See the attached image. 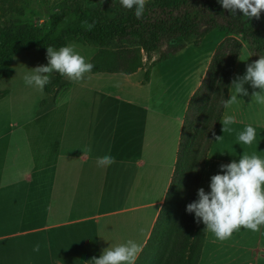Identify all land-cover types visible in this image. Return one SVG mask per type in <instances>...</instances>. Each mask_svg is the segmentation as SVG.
<instances>
[{
    "label": "crops",
    "instance_id": "1",
    "mask_svg": "<svg viewBox=\"0 0 264 264\" xmlns=\"http://www.w3.org/2000/svg\"><path fill=\"white\" fill-rule=\"evenodd\" d=\"M226 36L213 30L198 46L187 44L130 74L92 69L74 84L60 77L50 95L44 86L51 105L34 118L43 125L30 132L15 124L20 135L11 138L33 141L31 170H0V264H87L128 239L141 246L139 264L171 188L189 102ZM253 61L243 43L231 81ZM245 88L241 101L223 109L193 200L198 188L208 191L219 165L243 151L264 155V103L252 98L259 88ZM226 111L234 121L223 132ZM248 124L257 135L245 145L237 135ZM106 154L112 163L99 166L97 157ZM196 264H264V226L257 232L241 228L226 239L204 230Z\"/></svg>",
    "mask_w": 264,
    "mask_h": 264
},
{
    "label": "trees",
    "instance_id": "2",
    "mask_svg": "<svg viewBox=\"0 0 264 264\" xmlns=\"http://www.w3.org/2000/svg\"><path fill=\"white\" fill-rule=\"evenodd\" d=\"M85 22L93 24V27L87 29ZM213 30L224 31L227 36L217 47L201 86L189 102L174 177L155 227L158 231L162 218L169 217L171 213L168 199L182 189L181 182L184 180V187L191 190V202L193 201L243 43L247 44L254 61L264 55V15L246 22L239 18L238 13L236 16L230 15L217 0H184L177 4L145 6L140 19L135 17L132 10L125 8L115 15H108L90 7L68 6L52 17L49 28L44 33L32 31L28 35L11 34L0 38V78H10L13 75L12 59L20 52L34 49L46 51L47 46L59 48L70 42L103 47L113 41H131L134 46L151 51L164 44L177 42V46L165 57L152 61L155 64L171 57L188 43L198 46ZM142 66L141 62L137 63L124 74L133 73ZM98 70L100 69L93 68V71ZM145 78L148 79V74ZM59 80L57 79V84ZM7 94V91H0V98ZM194 169L197 171H193ZM190 222L192 228L202 224L195 221L193 214H190ZM166 226L168 227V222L164 223V228ZM155 230L151 241L156 235ZM204 230L205 226L202 224L196 252L189 251L194 255L192 264L197 262ZM188 246L195 248L192 243Z\"/></svg>",
    "mask_w": 264,
    "mask_h": 264
},
{
    "label": "rangeland",
    "instance_id": "3",
    "mask_svg": "<svg viewBox=\"0 0 264 264\" xmlns=\"http://www.w3.org/2000/svg\"><path fill=\"white\" fill-rule=\"evenodd\" d=\"M182 1L184 0H145V6L177 4ZM68 6L90 7L108 15H115L123 9L119 0H0V38L11 34L28 35L32 31L44 33L48 30L52 17ZM237 13L241 18V13L239 11ZM263 13L264 11L259 17L263 16ZM241 19L249 22L256 18ZM70 43L76 46L75 50L84 55L87 61L94 63L93 68L116 73H125L140 62L147 67L152 61L165 57L177 46V42H172L151 51H144L134 46L131 41H113L103 47ZM46 64V51L34 49L20 52L12 59L13 75L10 78H0V91L8 92L6 96L0 98V131L6 133L7 130H12L11 134H6L7 137L0 136L2 140L0 141L1 171L31 170V163L28 162L27 156L33 141L29 139L20 143L11 138L17 139L20 135V132H16L15 124H22L30 131L34 125L42 126L44 123L41 119L34 121V118L42 114L41 107L46 108L51 105L46 94L50 95L54 91L57 79H61L62 76L60 74L52 76L55 72L48 74L52 77L45 85V94L44 88L39 90L25 86L23 75L29 69ZM68 82L74 84L77 81L66 79L65 83ZM78 91H73V94H77ZM59 102L61 104L59 108L64 109L65 106L61 101ZM42 118H46V115ZM184 183L185 180L181 182L182 189L168 199V208L170 207L171 213L169 217L165 216L160 221L158 231L155 230L154 240L141 255L140 264H192L194 262L192 254L196 252L200 241L202 224L192 228L190 213L185 211L186 204L192 200V194L190 189H185ZM165 222H168V227L164 228ZM194 229L197 230L193 231ZM190 243L195 246L194 249L188 246ZM189 251L193 253L190 254Z\"/></svg>",
    "mask_w": 264,
    "mask_h": 264
},
{
    "label": "clouds",
    "instance_id": "4",
    "mask_svg": "<svg viewBox=\"0 0 264 264\" xmlns=\"http://www.w3.org/2000/svg\"><path fill=\"white\" fill-rule=\"evenodd\" d=\"M121 7L132 10L137 19L142 18L145 10V0H119ZM220 6L230 15L241 18H259L264 11V0H217ZM86 23V22H85ZM87 29L93 24L86 23ZM74 44H66L59 48L46 47V65H39L23 75L25 86L43 90L49 81L50 73L56 72L70 81L81 80L90 73L94 65L85 56L75 50ZM245 84L259 88V93H253L256 102L264 103V55L246 65L242 76L231 81L228 99H224L223 107L241 101L238 97L247 95ZM234 117L227 111L223 115L222 131H231L229 127ZM256 129L248 124L237 135V140L250 145L256 139ZM220 137H217L219 139ZM253 152H242L238 159L219 165L216 174L209 178L208 191L203 187L196 191V199L186 204L185 211L193 214L197 223H202L205 230L218 239H226L241 228L257 232L264 226V155ZM99 166L112 163L110 155L97 157ZM193 171H197L194 169ZM39 245L33 251H38ZM141 246L128 239L122 243L110 245L102 251L99 257H92L87 264H135Z\"/></svg>",
    "mask_w": 264,
    "mask_h": 264
},
{
    "label": "built area",
    "instance_id": "5",
    "mask_svg": "<svg viewBox=\"0 0 264 264\" xmlns=\"http://www.w3.org/2000/svg\"><path fill=\"white\" fill-rule=\"evenodd\" d=\"M264 14V13H263Z\"/></svg>",
    "mask_w": 264,
    "mask_h": 264
}]
</instances>
